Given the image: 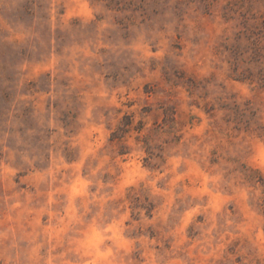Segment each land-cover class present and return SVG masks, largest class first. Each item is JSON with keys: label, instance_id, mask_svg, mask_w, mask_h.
<instances>
[{"label": "rangeland", "instance_id": "1", "mask_svg": "<svg viewBox=\"0 0 264 264\" xmlns=\"http://www.w3.org/2000/svg\"><path fill=\"white\" fill-rule=\"evenodd\" d=\"M0 264H264V0H0Z\"/></svg>", "mask_w": 264, "mask_h": 264}]
</instances>
